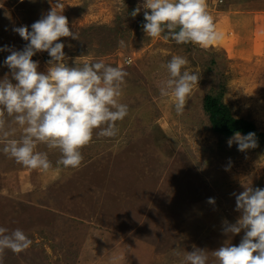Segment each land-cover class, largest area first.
Returning <instances> with one entry per match:
<instances>
[{
    "label": "rangeland",
    "instance_id": "obj_1",
    "mask_svg": "<svg viewBox=\"0 0 264 264\" xmlns=\"http://www.w3.org/2000/svg\"><path fill=\"white\" fill-rule=\"evenodd\" d=\"M57 2L0 0V49L22 51L29 42L13 29L27 26L31 31V25L52 8L61 11ZM60 2L70 30L79 37L58 41L65 45L69 66L104 62L125 70L128 76L120 102L128 106L129 114L118 122L115 138L94 132L92 143L82 149L84 160L78 170L58 164L59 149L44 144L37 151L48 155L52 168L27 169L3 152L6 141L0 138V227L9 234L20 229L32 240L20 254L6 250L3 264H19L14 258L31 254L35 264H187V253L196 248L205 251L207 264H219L213 252L238 246L245 234L242 230L229 238L220 231L241 216L232 194L247 187L264 189V143L246 152L239 151L236 143L229 147V138L211 129L203 103L208 94L222 89L233 115L257 124V111L264 112V0H239L235 6L234 0H223V5L207 0L222 35L207 50L177 44L165 38L167 33L159 39L147 36L144 0ZM137 7L141 11L133 17ZM241 12L254 17L259 26L251 29L249 20L231 25L230 16ZM10 54L0 51V81L7 77L16 83L4 63ZM173 56L186 58V70L200 76L183 114H177L171 95L161 94L171 78L167 64ZM32 59L39 62L38 71L47 74L48 52ZM8 121L16 128L10 139H19L22 129L12 117ZM149 129L175 142L158 149L156 140L145 139ZM259 129L264 133V126ZM125 156L141 157L148 167L156 168V172L141 170L147 173L146 180H155L147 185L142 175H136L137 168L122 170L118 160ZM209 198L215 204L208 203ZM171 228L182 234V243L172 246L173 252L165 246L170 240L163 242ZM157 247L161 256L154 251ZM165 249L173 256L172 263L164 258ZM27 262L31 260L23 261Z\"/></svg>",
    "mask_w": 264,
    "mask_h": 264
},
{
    "label": "clouds",
    "instance_id": "obj_2",
    "mask_svg": "<svg viewBox=\"0 0 264 264\" xmlns=\"http://www.w3.org/2000/svg\"><path fill=\"white\" fill-rule=\"evenodd\" d=\"M56 7L61 11L52 8L31 25V31L27 26L13 29L29 42L22 51L0 49L11 51L4 63L16 81L7 77L0 81V138L6 141L3 152L27 169L44 172L52 168V163L46 153L37 151L39 144L59 149L61 158L57 163L78 170L84 160L82 149L92 143L94 132L115 138L118 122L129 114L128 106L120 102L128 76L125 70L104 62L69 66L65 45L58 41L61 37H79L70 30L60 0ZM143 8V30L150 38L159 39L167 33L165 38L177 44H193L204 50L222 39L207 0H144ZM140 11L137 7L131 15L135 17ZM120 43L123 45V41ZM39 52H48L51 57L47 74L39 72V62L32 59ZM188 63L182 56H173L167 64L171 78L161 87L163 96L173 98L177 114H183L200 78L186 70ZM8 117L22 129L19 139H10L16 128L10 126ZM227 143L229 147L236 143L241 152L258 147L254 132H236ZM232 195L241 216L224 231L239 234L243 230L245 234L238 246H222L213 255L219 264H264V189L247 187ZM208 203L215 204L214 198ZM31 245L32 240L22 230L9 234L7 228L0 227V264L6 250L20 254ZM185 260L187 264H207L208 256L196 248L187 253Z\"/></svg>",
    "mask_w": 264,
    "mask_h": 264
},
{
    "label": "trees",
    "instance_id": "obj_3",
    "mask_svg": "<svg viewBox=\"0 0 264 264\" xmlns=\"http://www.w3.org/2000/svg\"><path fill=\"white\" fill-rule=\"evenodd\" d=\"M251 1H254V0H251ZM238 2L239 0H234V6L237 5ZM247 3L249 4V1ZM223 4L225 3L223 2L222 5ZM224 96H225V92L222 89H218V90H215L214 93L208 94L204 99V103H203L204 110L209 118L211 129L216 134H219L225 139L233 137L236 132H240L242 135H247L249 132H254L256 134L257 143H261V142L264 143V133L260 131L258 125L254 121H251V120H247L244 118H236L233 115L232 109L229 107V105H227L224 102ZM171 135L173 136V134ZM145 139L146 140H156L158 149H161V147L170 148L171 143L175 142L168 135L162 136L160 135L159 130L156 131L154 129H149V132L147 133V136L145 137ZM141 148H142L141 146H138L136 148L137 154L142 153ZM131 157L132 156H125L123 160L134 166L143 167L145 169H153V172H156V168H153L152 166L148 167V165L144 163L141 157L139 158V160L133 159ZM158 173H161V172H158ZM52 189L53 188H50V191H52ZM225 227L227 226L221 227L220 231L223 232L225 236H229V238L230 237L232 238L234 234L225 233L224 231ZM169 231L166 232V235L164 236L165 240H163V242L165 244H168V241L170 240V243H171L170 246H167V245L165 246L167 247V249L173 252L174 247L172 246L182 243L180 242V238L182 234H179L180 232L179 228L178 229L171 228ZM170 233L171 235L169 236ZM223 238L224 240L227 239L226 237H223ZM203 246L206 247L205 245ZM159 247H157V249H155L154 251H157V253H159L161 256V248ZM163 253H166V254H163L164 258H166L167 261L172 263L173 256H168L166 249L164 250ZM177 256H178V250H176V257ZM26 259H30L31 262L23 263V261H26ZM14 260H18L19 264H35V258L32 254L27 257L20 255L18 258H14Z\"/></svg>",
    "mask_w": 264,
    "mask_h": 264
},
{
    "label": "crops",
    "instance_id": "obj_4",
    "mask_svg": "<svg viewBox=\"0 0 264 264\" xmlns=\"http://www.w3.org/2000/svg\"><path fill=\"white\" fill-rule=\"evenodd\" d=\"M230 11H232V10H230ZM236 12V11H235ZM234 12V13H235ZM242 13V15H239V16H236V15H233V17L234 18H231L232 16H230V22H231V25H233V26H239L240 24H242V23H244V22H246L247 20H249L250 21V24H252L253 23V25L250 27L251 29H253V28H256V27H258L259 26V21H257L254 17H246L244 14H243V12H241ZM226 24V23H225ZM121 162V163H120ZM124 160L123 159H119L118 160V163H120V167L122 168V170H132V168H137V172H136V175L139 177V176H143V181H146V183H147V185H150L151 184V181H154L155 180V178H151V179H147L146 180V174L147 173H142V171L141 170H146L145 168H143V167H139V166H134V165H132V164H130V163H128L129 165H130V167H127L126 168V165L124 166ZM127 163V162H126ZM129 168V169H128ZM113 169H115V167H113ZM148 170V169H147ZM113 174V173H112ZM118 177V180L121 178V173H119V175L117 176ZM122 182L121 181H119L118 182V186L119 187H121L122 185ZM128 195H129V193H128Z\"/></svg>",
    "mask_w": 264,
    "mask_h": 264
},
{
    "label": "bare ground",
    "instance_id": "obj_5",
    "mask_svg": "<svg viewBox=\"0 0 264 264\" xmlns=\"http://www.w3.org/2000/svg\"><path fill=\"white\" fill-rule=\"evenodd\" d=\"M256 116H257L258 126L263 127L264 126V112L263 111H257Z\"/></svg>",
    "mask_w": 264,
    "mask_h": 264
},
{
    "label": "built area",
    "instance_id": "obj_6",
    "mask_svg": "<svg viewBox=\"0 0 264 264\" xmlns=\"http://www.w3.org/2000/svg\"><path fill=\"white\" fill-rule=\"evenodd\" d=\"M218 2V4H222L223 3V0H217Z\"/></svg>",
    "mask_w": 264,
    "mask_h": 264
}]
</instances>
